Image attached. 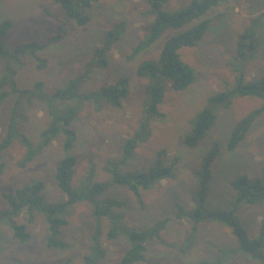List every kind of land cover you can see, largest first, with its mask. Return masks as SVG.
Returning <instances> with one entry per match:
<instances>
[{
  "label": "rangeland",
  "instance_id": "1",
  "mask_svg": "<svg viewBox=\"0 0 264 264\" xmlns=\"http://www.w3.org/2000/svg\"><path fill=\"white\" fill-rule=\"evenodd\" d=\"M190 1L165 0L163 10L177 11ZM146 2L98 0L81 10L88 22L80 27L66 17L54 0H0V24L10 23L4 45L9 53H14L8 59H0V81L12 75L17 90L34 95L30 99L19 92L11 93L10 82L0 86V93L10 91L0 102V143L9 131L10 122L14 125V137L0 151V211L8 209L3 195H12L16 188L38 182L44 186L41 192L44 204L64 202L54 174L57 163L68 155L76 159L69 179L71 188L104 183L108 188L99 198L122 204L113 209L114 216L120 219L112 221L92 217V207L85 202L69 207L63 216L66 224L57 237L68 245L65 248L46 246L49 231L40 214L34 213L31 223L26 214L15 219L30 234V239L23 243L15 240L2 222L0 264H86L84 257L90 255L92 236L100 233L103 254L96 264H117L129 248L127 230L139 232L156 224V234L145 242L144 260L134 264L197 261L214 264L221 256L220 250L233 252L222 257L223 264H261L264 260V245L259 261L251 260L239 253L238 241L225 224L205 220L193 231L185 216L193 209V197L200 188L202 159L212 144H218V157L213 162L202 206L209 211L232 207L246 235L251 239L258 235L264 220V201L234 208L231 204L235 191L231 183L242 175L258 178L264 171V111L253 115L263 101L256 97H235L228 107L217 105L215 122L205 138L193 149L184 144L192 119L210 107V97L232 88L239 75L246 82L264 77V0H223L202 17L208 20L203 37L193 47L178 50L180 61L194 71V82L180 92L166 83L157 114L150 116L144 105L147 81L137 77L136 69L144 61L157 60L164 42L178 31H165L152 48L128 59L133 48L145 39L154 19L146 14ZM62 24V39L51 42ZM246 29L254 32L257 46L248 56L238 57L237 41ZM108 32L116 38L102 54L106 65L92 66ZM22 43H35L37 47L16 52ZM71 80L77 81L75 97L50 101L53 93L67 88ZM36 84H40L42 92ZM111 85L124 88L125 96L116 105L102 97L104 88ZM52 110L57 115L68 110L75 112L69 125L75 135L70 152L65 151L63 133L46 145L41 140L42 132L51 122L48 114ZM250 115L253 121L245 138L228 151L234 127ZM133 138V155L128 161H121L120 147ZM24 140L29 149L35 150L32 161L25 162ZM157 162L162 166L174 164L171 174L142 191L140 198L127 187L112 183L110 165L127 175L148 173ZM109 231L116 233L113 239L108 238ZM94 243L98 244V240Z\"/></svg>",
  "mask_w": 264,
  "mask_h": 264
},
{
  "label": "trees",
  "instance_id": "2",
  "mask_svg": "<svg viewBox=\"0 0 264 264\" xmlns=\"http://www.w3.org/2000/svg\"><path fill=\"white\" fill-rule=\"evenodd\" d=\"M63 10L66 17L73 20L78 26L83 27L88 22V17L81 14V10L84 8H90L94 2L98 0H54ZM147 10L146 14L153 17L149 30L145 35V39L137 44L132 54L128 59H133L138 56L142 50L153 47V44L162 36L167 30L178 31V33L170 36L163 44L157 60H147L137 66L136 75L139 78H144L147 81L145 86V112L147 115H156L157 106L162 102L165 84L169 83L171 89L180 92L184 91L190 86L194 80V71L189 66L182 63L178 56V50L182 47H193L205 34L208 28V20H203L202 17L213 7H216L223 0H192L183 8L177 11L163 10V4L165 0H146ZM10 28V23L4 21L0 24V59H8L14 56V53H9L4 45V38L7 35V31ZM64 24L58 27L57 32L50 38L51 42L58 41L63 37ZM254 32L251 29L244 30L237 41L236 56L245 57L252 53L256 48ZM116 37L112 36L110 32L104 36V43L100 49L96 52V63L92 64L100 67H105L106 61L102 60V54L108 51L110 43L114 41ZM111 46V45H110ZM35 43H22L17 46L18 51H28L36 48ZM44 45L40 48V50ZM11 83V93H21L27 95L30 99L34 97L29 91H19L16 89V84L12 80V75L5 76L0 81V86L3 84ZM77 81H69L68 86L65 89L56 90L50 97L69 100L75 97L74 90L76 88ZM37 90H40V84L35 85ZM40 92H42L40 90ZM10 91H2L0 93V102L3 100ZM125 96L124 88H120L116 85L107 86L102 92V97H105L106 102H110L112 105L119 103V100ZM235 97H256L263 101L262 106L254 111L253 115L260 114L264 111V77L257 81L246 82L242 75H239L235 79V84L232 88L218 92L208 99L209 108L203 109L197 113L191 121V127L189 132L184 136V144L190 149L195 148L200 141H202L207 131L213 126L216 119V112L214 107L222 105L228 107L230 100ZM62 99V100H61ZM74 111L68 110L62 115H57L55 111H51L46 129L41 134V140L43 144H48L59 133H63L66 137L64 142L65 151L70 152L72 143L75 140L74 132L69 129L71 120L74 117ZM15 118L13 119V121ZM253 116H246L234 127L231 133L227 149L232 151L235 147L245 138L247 132L251 127ZM14 125L10 122L8 128L9 131L5 139L0 143V151L4 150L14 137L13 133ZM27 148V157L25 162L32 161V157L35 154V150L27 147V142L23 141ZM135 148V139H130L122 144L121 149V161H128L133 155ZM38 152V151H37ZM36 152V153H37ZM219 146L218 144H212L207 153L202 159V173L199 176V191L193 197L194 207L185 216L192 224V230H195V226L199 225L202 221L210 220L214 222H220L225 224L230 230L232 235L238 241L239 253L248 256L251 260L259 261V253L264 245V220L260 224V230L258 235L251 239L246 235V232L239 223L237 216L235 215L232 207L230 210H218L209 211L202 206L206 195V185L211 176V169L214 160L218 157ZM23 165L25 163H22ZM76 159L72 155H68L61 159L57 163L55 168V179L59 189L65 196L64 202H58L52 205H46L43 203V197L41 192L44 188L43 183L38 182L31 185H25L20 188H16L12 195L5 196L8 203V209L0 211V223L4 222L12 232V237L19 242H26L30 239V234L26 232L25 225L16 223L15 219L22 214H26L28 222L31 223L34 218V213L40 214L44 217L49 235L46 238V246L48 248H65L68 245L57 237L60 235V229L66 224L63 218L66 210L78 203L85 202L92 207V217L97 220L102 218H109L112 220H119L120 216H114L113 209L121 207L120 202L112 201L109 199L99 198L103 195L108 188L104 183H89V185L83 186V189H73L69 184V179L72 174ZM172 166H162L158 162L148 172H135L131 174H120L110 165V173L112 174V183L122 185L128 188L136 197L140 198L142 191L149 190L151 186L157 181L168 177L171 174ZM1 169V165H0ZM199 175V174H198ZM89 180V179H88ZM231 186L235 191V198L233 207L239 205H257L264 201V171L258 178L252 179L249 176L242 175L232 181ZM93 220V219H92ZM94 223V221H93ZM157 225V224H156ZM153 225L148 229L141 230L139 232L133 230H127L126 237L129 241V248L120 257L117 264H134L141 260H144L143 252L145 251V242L152 239L157 226ZM194 226V227H193ZM126 230V229H125ZM124 230V231H125ZM156 234V233H155ZM100 235L93 237V247L91 248L90 255L85 256L86 264H96L97 259L102 256L103 251L99 245ZM116 233L109 231L108 238H114ZM99 238V239H98ZM98 240V244L94 241ZM220 258L218 257L214 264H223L226 254L233 253L230 250H220ZM262 258V256L260 255ZM221 259V260H220ZM264 259V258H262ZM190 264H209L207 261H197ZM264 264V260L262 263Z\"/></svg>",
  "mask_w": 264,
  "mask_h": 264
}]
</instances>
